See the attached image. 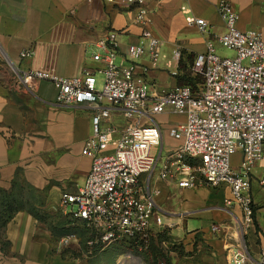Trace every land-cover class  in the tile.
Returning a JSON list of instances; mask_svg holds the SVG:
<instances>
[{"label": "crops", "instance_id": "1", "mask_svg": "<svg viewBox=\"0 0 264 264\" xmlns=\"http://www.w3.org/2000/svg\"><path fill=\"white\" fill-rule=\"evenodd\" d=\"M227 1L238 15L239 30L264 29V0ZM217 2L146 0L145 21L139 23L136 6L106 0H0V264H88L102 252L86 246L83 225L59 203L61 193L76 192L89 170L91 159L81 149L92 134L91 108L84 103L58 106L52 80H40L29 92L18 89L12 67L58 78L88 70L101 79L103 63L93 59L104 52L100 41L115 32V60L127 63L129 47L147 29L161 41L159 55L152 60L145 49L136 61V76L147 85L152 101L192 76L194 56L205 51L209 40L221 54L214 40L224 31ZM197 17L210 25L209 33L189 23ZM24 49L32 54L20 57ZM102 106L109 110L104 124L118 131L138 117L159 128L160 143L150 149L155 166L142 176L154 203L149 233L163 255L158 264H229V249L239 245L258 256L264 247V187L259 184L264 161L250 174L253 220L243 229L240 208L228 201V186L184 188L159 177L161 164L173 157L179 143L167 129L184 120L183 115L166 108L149 118L137 112L124 116L106 101ZM239 162L235 153L231 164ZM56 223L63 228L57 234L48 229Z\"/></svg>", "mask_w": 264, "mask_h": 264}, {"label": "built area", "instance_id": "2", "mask_svg": "<svg viewBox=\"0 0 264 264\" xmlns=\"http://www.w3.org/2000/svg\"><path fill=\"white\" fill-rule=\"evenodd\" d=\"M137 7L136 20L145 21L146 0H106ZM264 8V5H262ZM216 9L224 23L216 43L232 51L233 56L217 53L213 40L204 52L194 56L191 71L201 78L192 87L176 85L148 100V87L136 76V61L150 50L152 60L159 55L161 41L142 29L140 42L128 50V62H116V33L100 41L102 54L93 59L103 63L99 70L82 71L71 77H54L38 69L12 67L13 85L32 91L40 80L57 85L58 106L87 104L91 108L92 134L84 140L81 153L91 159L86 177L76 192H63L60 207L87 230L89 249L102 251L115 243H127L132 249L144 250L150 239V220L154 203L142 183L156 163L151 147L160 143L157 125L130 120L121 130L105 125L109 116L104 101L119 108L124 116L137 112L146 118L170 108L184 120L168 127V134L179 143L161 164L159 177L172 179L178 186L194 188L226 185L231 203L241 210L240 226L248 228L253 220L250 196V174L259 161H264V29L241 31L238 15L227 0H218ZM203 34L210 25L201 17L193 18ZM146 41V43H145ZM32 50L24 49L20 57ZM117 134V135H116ZM116 135V136H114ZM240 154L237 167L231 157ZM264 187V174L259 179ZM212 230L217 226L212 225ZM229 264H264V247L255 258L243 245L229 249Z\"/></svg>", "mask_w": 264, "mask_h": 264}, {"label": "rangeland", "instance_id": "3", "mask_svg": "<svg viewBox=\"0 0 264 264\" xmlns=\"http://www.w3.org/2000/svg\"><path fill=\"white\" fill-rule=\"evenodd\" d=\"M221 55L232 57L233 53L232 51L221 47ZM99 76L100 75H98V78L100 79ZM191 79L192 82L194 83H199L200 81L199 76H196L194 74H192ZM51 228L54 231L52 230L49 231L55 232L56 234L59 231V229H63L61 228L59 223H56L55 226L54 225L48 226V229ZM64 242L62 245H64ZM133 260L139 261L142 264H150L145 251L136 250V249L134 250L130 246H128L127 243L122 242V243H115L106 247L105 249L102 250L101 253L97 254L95 257L93 256L89 258L88 264H128V262H131Z\"/></svg>", "mask_w": 264, "mask_h": 264}, {"label": "trees", "instance_id": "4", "mask_svg": "<svg viewBox=\"0 0 264 264\" xmlns=\"http://www.w3.org/2000/svg\"><path fill=\"white\" fill-rule=\"evenodd\" d=\"M190 83H192V84H190ZM199 83H201V78H200ZM199 83L192 82L191 77H189L184 84H187V85H190V86L194 87V86H196ZM85 231L87 233L86 229H85ZM87 237H88V235H87ZM143 251H145L146 256H147L148 261H149L150 264H158L159 259L163 257L161 251L153 244L151 237L149 239L148 245L146 246V248ZM131 259H132V257H131Z\"/></svg>", "mask_w": 264, "mask_h": 264}, {"label": "bare ground", "instance_id": "5", "mask_svg": "<svg viewBox=\"0 0 264 264\" xmlns=\"http://www.w3.org/2000/svg\"><path fill=\"white\" fill-rule=\"evenodd\" d=\"M128 264H142V263L139 262V261L133 260V261H131V262H128Z\"/></svg>", "mask_w": 264, "mask_h": 264}]
</instances>
